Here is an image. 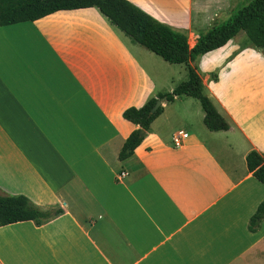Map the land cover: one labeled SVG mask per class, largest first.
<instances>
[{
    "label": "crops",
    "instance_id": "crops-1",
    "mask_svg": "<svg viewBox=\"0 0 264 264\" xmlns=\"http://www.w3.org/2000/svg\"><path fill=\"white\" fill-rule=\"evenodd\" d=\"M186 30L190 48L251 0H130ZM230 124L210 131L199 100L163 113L127 160L139 127L123 118L187 80L97 8L0 26V195L63 214L0 227V264H264V49L245 33L190 63ZM189 133L176 148L172 137ZM128 175L118 179L121 172Z\"/></svg>",
    "mask_w": 264,
    "mask_h": 264
},
{
    "label": "trees",
    "instance_id": "trees-1",
    "mask_svg": "<svg viewBox=\"0 0 264 264\" xmlns=\"http://www.w3.org/2000/svg\"><path fill=\"white\" fill-rule=\"evenodd\" d=\"M87 8L99 9L130 40L161 57L170 64H185L188 78L172 92L159 93L141 108H128L123 118L139 128L126 140L119 159H129L141 145L151 124L164 111L161 106L152 112L158 100L170 103L177 97L188 96L199 100L204 124L210 131H228L231 127L219 113L212 100L205 94L197 70L190 65L212 51L226 46L240 33L254 47L264 49V0H251L225 22L215 20L212 26L197 37L193 48L188 44L186 30L164 23L130 0H0V26L21 22H34L59 11ZM247 166L253 176L264 185V155L252 151L247 156ZM63 214L61 208L44 210L25 196L0 195V227L24 221H34L41 226ZM264 220V202L260 204L250 222L256 231Z\"/></svg>",
    "mask_w": 264,
    "mask_h": 264
},
{
    "label": "built area",
    "instance_id": "built-area-1",
    "mask_svg": "<svg viewBox=\"0 0 264 264\" xmlns=\"http://www.w3.org/2000/svg\"><path fill=\"white\" fill-rule=\"evenodd\" d=\"M189 138V133L183 130L178 131L177 133H175L172 137V142L173 145L176 148H180L183 147L185 145V141ZM128 173L123 171L119 174L118 179H121L125 176H127Z\"/></svg>",
    "mask_w": 264,
    "mask_h": 264
},
{
    "label": "water",
    "instance_id": "water-1",
    "mask_svg": "<svg viewBox=\"0 0 264 264\" xmlns=\"http://www.w3.org/2000/svg\"><path fill=\"white\" fill-rule=\"evenodd\" d=\"M161 106H162V101L158 100L156 105L153 107L152 112L153 113L156 112L159 109V107H161Z\"/></svg>",
    "mask_w": 264,
    "mask_h": 264
},
{
    "label": "rangeland",
    "instance_id": "rangeland-1",
    "mask_svg": "<svg viewBox=\"0 0 264 264\" xmlns=\"http://www.w3.org/2000/svg\"><path fill=\"white\" fill-rule=\"evenodd\" d=\"M186 81V80H185Z\"/></svg>",
    "mask_w": 264,
    "mask_h": 264
}]
</instances>
